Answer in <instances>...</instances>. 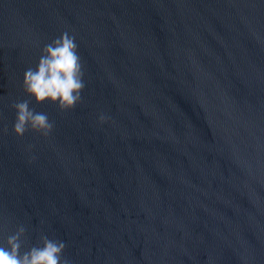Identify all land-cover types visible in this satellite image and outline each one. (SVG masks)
Segmentation results:
<instances>
[{
	"label": "water",
	"instance_id": "obj_1",
	"mask_svg": "<svg viewBox=\"0 0 264 264\" xmlns=\"http://www.w3.org/2000/svg\"><path fill=\"white\" fill-rule=\"evenodd\" d=\"M65 31L60 111L21 82ZM25 99L47 138L13 133ZM21 224L73 264H264V0H0V243Z\"/></svg>",
	"mask_w": 264,
	"mask_h": 264
},
{
	"label": "clouds",
	"instance_id": "obj_2",
	"mask_svg": "<svg viewBox=\"0 0 264 264\" xmlns=\"http://www.w3.org/2000/svg\"><path fill=\"white\" fill-rule=\"evenodd\" d=\"M84 71L78 45L74 35L62 32L50 43L45 44L36 66L23 72L21 87L24 93L34 98L37 104L48 102L56 104L60 111L74 109L82 102L85 88ZM30 100L14 102L15 120L12 131L17 137L26 132H34L47 138L55 127L45 112H36ZM98 122L104 123L109 117L101 113ZM3 131L6 133L7 128ZM32 145H28L31 149ZM35 159V157H32ZM26 228L18 225L12 234L0 243V264H73L64 255L66 242L40 234L38 243L27 247Z\"/></svg>",
	"mask_w": 264,
	"mask_h": 264
}]
</instances>
